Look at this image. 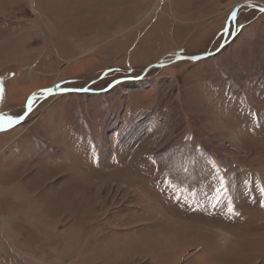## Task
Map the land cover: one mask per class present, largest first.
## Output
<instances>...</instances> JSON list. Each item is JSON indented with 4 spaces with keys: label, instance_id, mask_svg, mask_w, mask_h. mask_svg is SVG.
<instances>
[{
    "label": "rangeland",
    "instance_id": "obj_1",
    "mask_svg": "<svg viewBox=\"0 0 264 264\" xmlns=\"http://www.w3.org/2000/svg\"><path fill=\"white\" fill-rule=\"evenodd\" d=\"M262 9L0 0V264H264Z\"/></svg>",
    "mask_w": 264,
    "mask_h": 264
},
{
    "label": "snow or ice",
    "instance_id": "obj_2",
    "mask_svg": "<svg viewBox=\"0 0 264 264\" xmlns=\"http://www.w3.org/2000/svg\"><path fill=\"white\" fill-rule=\"evenodd\" d=\"M262 11H264V9H262ZM2 91H3V89L0 88V94H2ZM27 110H29V111L31 110V104H29L27 106ZM23 118H24L23 116H18V117L15 118V122L19 123L20 120H22ZM0 119H3L8 127H12L13 126V118L7 117V118H0ZM2 130H4V129L2 127H0V131H2ZM262 206H264V204H262Z\"/></svg>",
    "mask_w": 264,
    "mask_h": 264
},
{
    "label": "bare ground",
    "instance_id": "obj_3",
    "mask_svg": "<svg viewBox=\"0 0 264 264\" xmlns=\"http://www.w3.org/2000/svg\"><path fill=\"white\" fill-rule=\"evenodd\" d=\"M5 172V171H4ZM25 173V172H24ZM15 187V186H14ZM19 187V186H18ZM19 192H17V193H20V196L18 197V198H21L23 201H25L26 200V198L23 196V193H21V191L20 190H18ZM30 210H25V211H23L22 213H18V215H16V216H21V217H23V219H25L26 221H30L31 220V218H30ZM22 214H23V216H22ZM14 218H16L15 216H14ZM6 235H8V234H6ZM13 241V240H12ZM13 244V243H12ZM67 251V250H66ZM69 253V252H68ZM18 254V253H17ZM78 259H80L79 260V262H82V263H84L83 262V259H81V258H78ZM78 261V260H77ZM81 264V263H80Z\"/></svg>",
    "mask_w": 264,
    "mask_h": 264
},
{
    "label": "water",
    "instance_id": "obj_4",
    "mask_svg": "<svg viewBox=\"0 0 264 264\" xmlns=\"http://www.w3.org/2000/svg\"><path fill=\"white\" fill-rule=\"evenodd\" d=\"M184 59H186L185 57H176L175 59H173V60H171L168 64H170V63H172V62H174V61H179V60H184ZM196 59H203V57H197ZM157 66H163V64H161V63H159V64H157V65H155V66H152V67H150L149 69H152V68H154V67H157ZM21 121V120H20ZM14 124H16V122L15 121H13V125Z\"/></svg>",
    "mask_w": 264,
    "mask_h": 264
},
{
    "label": "crops",
    "instance_id": "obj_5",
    "mask_svg": "<svg viewBox=\"0 0 264 264\" xmlns=\"http://www.w3.org/2000/svg\"><path fill=\"white\" fill-rule=\"evenodd\" d=\"M3 222V221H2ZM39 225H41V222L40 223H38Z\"/></svg>",
    "mask_w": 264,
    "mask_h": 264
}]
</instances>
